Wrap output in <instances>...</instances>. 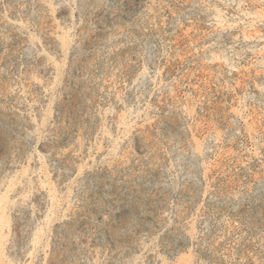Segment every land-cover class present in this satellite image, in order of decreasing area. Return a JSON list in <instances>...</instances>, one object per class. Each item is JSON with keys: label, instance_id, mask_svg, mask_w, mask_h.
<instances>
[{"label": "rangeland", "instance_id": "1", "mask_svg": "<svg viewBox=\"0 0 264 264\" xmlns=\"http://www.w3.org/2000/svg\"><path fill=\"white\" fill-rule=\"evenodd\" d=\"M0 264H264V0H0Z\"/></svg>", "mask_w": 264, "mask_h": 264}]
</instances>
